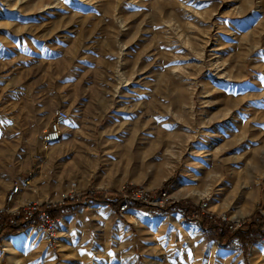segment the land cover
<instances>
[{
  "label": "rangeland",
  "instance_id": "obj_1",
  "mask_svg": "<svg viewBox=\"0 0 264 264\" xmlns=\"http://www.w3.org/2000/svg\"><path fill=\"white\" fill-rule=\"evenodd\" d=\"M57 107V145L14 131ZM26 180L14 205L168 199L120 214L78 201L55 239L3 237L0 264H264V239L221 248L175 208L264 216V0H0V207Z\"/></svg>",
  "mask_w": 264,
  "mask_h": 264
},
{
  "label": "built area",
  "instance_id": "obj_2",
  "mask_svg": "<svg viewBox=\"0 0 264 264\" xmlns=\"http://www.w3.org/2000/svg\"><path fill=\"white\" fill-rule=\"evenodd\" d=\"M69 112L63 107H57L53 114V119L48 129L44 130L41 135V142L47 147L62 138L64 123L69 119ZM31 181H17L13 183L9 191L5 194V203L0 207V224L5 219L11 224L21 222L27 228H32L44 232L49 240L56 238V233L60 226L61 217H55L51 212L55 203L51 201H42L37 199H27L21 205H14L18 201L22 190L31 189ZM75 186V183H72ZM121 198L120 210L124 211L130 207L131 203H143L146 205L163 206L164 201L168 199V193L162 192L158 197L151 196L142 189H133L125 193ZM65 200L79 201L86 203L84 192L71 190L64 194Z\"/></svg>",
  "mask_w": 264,
  "mask_h": 264
},
{
  "label": "trees",
  "instance_id": "obj_3",
  "mask_svg": "<svg viewBox=\"0 0 264 264\" xmlns=\"http://www.w3.org/2000/svg\"><path fill=\"white\" fill-rule=\"evenodd\" d=\"M84 197L86 203H80L78 201L65 200L63 205L54 206L51 212L55 217H62L67 214L66 207L73 204H81L83 207L91 206L96 203L109 204L118 214L121 213L120 204L121 198L113 201L105 198L102 191H85ZM176 205V206H175ZM177 210L184 212L185 220L191 223L198 224L203 231V234L208 239H215L217 245L221 248L231 249L241 247L245 252L248 250L250 244L259 242L264 239V216L257 214L255 217H250L243 220L238 225L229 224L228 221L223 220L216 214L203 213L201 217H194V212L197 211L199 216L202 206H196L187 201H179L175 204ZM143 203H131V208H143ZM158 214H167L166 209H159ZM26 226L21 222L11 224L5 219L0 224V240L9 235L16 234L24 230Z\"/></svg>",
  "mask_w": 264,
  "mask_h": 264
},
{
  "label": "crops",
  "instance_id": "obj_4",
  "mask_svg": "<svg viewBox=\"0 0 264 264\" xmlns=\"http://www.w3.org/2000/svg\"><path fill=\"white\" fill-rule=\"evenodd\" d=\"M52 107V106H51ZM53 113L54 111L52 110V117L50 119V121H48L47 119L44 121H41L40 124H37V125H34V124H30L28 126H25L23 129L22 128H15V132L18 133L20 132L21 134L24 133V134H28V135H33V134H36V135H39L41 137L42 133L44 130L48 129V127L50 126V123L53 119ZM37 137V136H36ZM25 154V153H24ZM24 191H22L23 193ZM21 193V194H22ZM21 196V195H20ZM5 198V197H4ZM20 198V197H19ZM18 198V200H20Z\"/></svg>",
  "mask_w": 264,
  "mask_h": 264
},
{
  "label": "bare ground",
  "instance_id": "obj_5",
  "mask_svg": "<svg viewBox=\"0 0 264 264\" xmlns=\"http://www.w3.org/2000/svg\"><path fill=\"white\" fill-rule=\"evenodd\" d=\"M79 133V132H78ZM62 135H63V133H62ZM61 140V139H60ZM60 140H58V141H56V142H54L53 143V145H57L59 142H60ZM52 145V144H51ZM233 261V258L232 259H230V262H232Z\"/></svg>",
  "mask_w": 264,
  "mask_h": 264
}]
</instances>
